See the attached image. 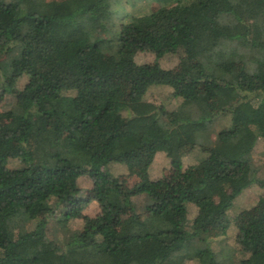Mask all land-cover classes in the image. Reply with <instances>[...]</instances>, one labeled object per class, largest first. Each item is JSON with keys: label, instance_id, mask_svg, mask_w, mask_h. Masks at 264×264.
<instances>
[{"label": "trees", "instance_id": "obj_1", "mask_svg": "<svg viewBox=\"0 0 264 264\" xmlns=\"http://www.w3.org/2000/svg\"><path fill=\"white\" fill-rule=\"evenodd\" d=\"M153 1L128 16L121 0H0V91L17 95L0 109V264H228L210 224L252 184L263 192L236 226L233 264H264V161L252 157L264 142V0ZM141 52L154 60L136 63ZM168 54L178 69L160 66ZM152 85L178 105L146 100ZM195 148L199 171L182 170ZM159 152L181 169L176 181L148 178ZM113 162L139 180L125 189Z\"/></svg>", "mask_w": 264, "mask_h": 264}, {"label": "rangeland", "instance_id": "obj_2", "mask_svg": "<svg viewBox=\"0 0 264 264\" xmlns=\"http://www.w3.org/2000/svg\"><path fill=\"white\" fill-rule=\"evenodd\" d=\"M50 1V0H46ZM60 1V0H56ZM122 6L128 16L132 15H142L148 12L155 10L159 4L157 1L153 0H137L132 4V0H121ZM154 60V55L149 52H141L136 54L135 62L138 64L147 63ZM159 64L161 67L165 69H178L179 68V59L177 55H165L159 59ZM23 84V79H20L16 82V88L18 90L21 89ZM171 88L166 85H152L148 89L145 94V99L148 101H159L163 103L166 109H173L178 105V101L169 98V93ZM17 95L13 94H3L0 91V109L7 110L12 108L15 105V97ZM229 117H223L222 119H216L212 128L214 127L216 131L221 128L227 126L229 124ZM264 142L262 138H259L256 141V144L252 150L253 161L256 166H260L264 161ZM202 153L198 148H195L192 152L185 155L182 158V170H193L195 172L199 171L198 163L201 160ZM7 165L9 167H16L20 165V160L17 157L9 158ZM109 170L116 176L120 178L122 181L123 187L125 189L132 187L139 178L136 175L128 174L126 168L118 163H110ZM181 169L176 168L171 165L169 159L165 156L164 153L159 152L155 155L152 164L147 170L148 178L151 180H156L161 176H167L170 180L176 181L179 178V174ZM263 168H261L262 170ZM261 176L262 172H258ZM264 176V174H263ZM81 192L83 193V197L87 202L86 207L82 210V214H85L89 217L95 215L96 212V204L92 199L93 192L87 191L88 189V181L86 177H82L80 179ZM263 192V190L256 184H252L249 189L240 194L232 203L230 208L226 212L225 221L215 220L210 224V236L212 237L211 247L218 255L219 259H225L228 264H233V261L240 256V253L235 251V243L233 241V237L236 231V226L240 225L244 222L245 216L243 211H247L252 213L258 203L259 195ZM138 208L143 204V198L137 197L134 199ZM52 211L47 213L49 217V227L51 230H54L57 235H61V224L57 223L55 220L60 211L63 209L61 206H57L54 203L51 205ZM129 211H126L118 216L115 226L118 227L121 222L128 216ZM67 227L71 230H79L83 228L84 223L81 219H71L67 223ZM191 250V249H190ZM187 251L184 249L180 254L184 255V252ZM240 258V257H239ZM182 264H197L194 260L189 257H184L182 259Z\"/></svg>", "mask_w": 264, "mask_h": 264}]
</instances>
